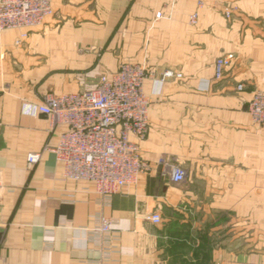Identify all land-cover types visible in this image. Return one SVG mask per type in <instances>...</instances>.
<instances>
[{
    "label": "crops",
    "instance_id": "obj_1",
    "mask_svg": "<svg viewBox=\"0 0 264 264\" xmlns=\"http://www.w3.org/2000/svg\"><path fill=\"white\" fill-rule=\"evenodd\" d=\"M50 1L56 17L20 45L22 31L0 33V264H99L104 255L102 264H264V126L248 114L252 93L264 90V0ZM60 21V34H42ZM80 46L105 48L106 73L124 63L147 72L149 133L139 148L152 170L109 200L90 182L64 180L50 152L27 163L66 128L26 107L93 90L44 80L86 61ZM161 158L184 171L182 182L161 175ZM98 216L112 223L108 242L90 234Z\"/></svg>",
    "mask_w": 264,
    "mask_h": 264
},
{
    "label": "built area",
    "instance_id": "obj_2",
    "mask_svg": "<svg viewBox=\"0 0 264 264\" xmlns=\"http://www.w3.org/2000/svg\"><path fill=\"white\" fill-rule=\"evenodd\" d=\"M52 16L50 0H0V33L22 31L16 41V45H20L30 32L44 27ZM160 17V13L156 14V18ZM224 17L230 19L231 12H225ZM196 19L194 13L191 23L195 24ZM229 65L226 57L215 61L216 80L223 77ZM170 76L171 73H165L163 78ZM146 78L145 67L124 63L116 72L102 75L93 90L51 94L40 105L27 106L28 112L45 116L52 129L66 128L55 147H44L41 152L27 155V163L35 165L43 153L50 152L56 162L62 164L64 180L92 183L102 200H109L122 188L135 185L139 176L152 170L150 164L142 160L139 148V143L149 133V101L143 92ZM248 114L255 124L264 126V90L252 93ZM157 165L161 175L169 176L171 182L183 181L184 171L171 168L164 158L159 159ZM147 219L153 224L161 223L158 214ZM96 220L90 234L104 242L113 239L111 221L103 216ZM107 257L104 255L99 264L107 263Z\"/></svg>",
    "mask_w": 264,
    "mask_h": 264
},
{
    "label": "rangeland",
    "instance_id": "obj_3",
    "mask_svg": "<svg viewBox=\"0 0 264 264\" xmlns=\"http://www.w3.org/2000/svg\"><path fill=\"white\" fill-rule=\"evenodd\" d=\"M53 17H56V13L54 12ZM64 23H59L55 25H52V27H47V29H43L42 34H60L62 30L64 29L63 26ZM81 24V22H70V25L68 28L70 29H76L78 28V25ZM65 30V29H64ZM115 32V31H114ZM114 37V36H112ZM80 51V54H86L85 56H89V58H85L86 61H78L75 65L67 66L66 68L54 70L47 74L44 78V80H47L49 78L55 80H67L69 78L75 80L76 82H83L88 86H91L92 89H95L99 83V80L102 75L106 74L105 70L102 68L101 62L103 55L105 53V48L101 49L98 47H91V46H80L78 48ZM86 63V64H84ZM51 95V93H48L46 96ZM45 96V97H46ZM44 97V98H45ZM43 98V100H44Z\"/></svg>",
    "mask_w": 264,
    "mask_h": 264
}]
</instances>
